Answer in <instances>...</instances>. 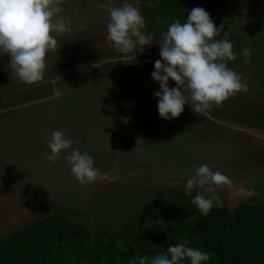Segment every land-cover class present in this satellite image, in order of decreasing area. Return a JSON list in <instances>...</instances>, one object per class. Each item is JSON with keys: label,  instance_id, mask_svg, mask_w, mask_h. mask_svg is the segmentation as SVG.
Masks as SVG:
<instances>
[{"label": "rangeland", "instance_id": "rangeland-1", "mask_svg": "<svg viewBox=\"0 0 264 264\" xmlns=\"http://www.w3.org/2000/svg\"><path fill=\"white\" fill-rule=\"evenodd\" d=\"M65 1L84 10L94 0ZM205 2L216 27L224 25L216 39L227 32L233 45L236 59L228 67L247 78L242 80L247 92L209 110L223 124L210 123L187 104L178 118L162 119L154 97L160 86L151 77L161 59L156 38L151 35L153 44L136 52L135 60L127 59L106 41L109 14L104 10L107 19L102 20L77 16L81 11L74 8L81 19L67 20L70 31L56 36L58 58L38 83H22L8 58L0 57V240L58 213L96 231H119L124 225L161 228L180 214L168 206L183 200L187 180L202 164L231 181L214 193L222 205L264 202V128L229 113L247 115L264 107V0H228L222 6ZM205 2L188 3L181 20ZM165 21L163 33L176 20ZM245 48L252 53L247 63ZM168 86L176 85L169 80ZM53 130L73 140L55 163L45 158ZM74 149L93 158L99 170L94 182L81 185L71 174L64 157ZM206 188L194 187L189 196L210 198Z\"/></svg>", "mask_w": 264, "mask_h": 264}, {"label": "clouds", "instance_id": "clouds-1", "mask_svg": "<svg viewBox=\"0 0 264 264\" xmlns=\"http://www.w3.org/2000/svg\"><path fill=\"white\" fill-rule=\"evenodd\" d=\"M63 0H0V57L8 58L9 67L22 83L34 84L43 80L49 53H57L60 43L57 35L70 31L65 19L60 15ZM158 3V0H157ZM139 0L133 5L128 0L116 6L114 0L99 7L109 14L106 25L108 44L130 60H135L136 52H143L145 46L153 44V37L145 34L146 21L139 8ZM149 8L156 7L151 0ZM224 25L216 27L210 14L202 7L192 8L184 23L173 21L159 45L158 59L154 63L151 77L159 83V91L154 93L158 99L159 116L164 120L178 118L187 104L195 114L203 116L213 106L220 107L229 98L240 92H247V84L240 73L228 67L227 62L236 59L233 45L227 38V32L221 36ZM55 34V35H54ZM134 53V55H128ZM246 58L251 51L242 50ZM97 68V63L93 65ZM169 80L175 87L168 86ZM73 144L64 133L53 130L47 142L50 154L45 158L55 163L61 152ZM65 160L70 165L73 177L81 184L92 183L99 175L94 160L88 153L74 149ZM192 178L186 182L185 191L191 195L194 187H205L210 198L197 193L191 203L205 216L222 201L214 193L218 188L231 183L220 171H213L209 165L202 164L194 170ZM159 223V221H157ZM170 257V258H169ZM190 264H202L210 260L209 253L183 244L169 246L167 253L149 257H137L138 264H180L185 259ZM129 264H137L136 260Z\"/></svg>", "mask_w": 264, "mask_h": 264}, {"label": "trees", "instance_id": "trees-1", "mask_svg": "<svg viewBox=\"0 0 264 264\" xmlns=\"http://www.w3.org/2000/svg\"><path fill=\"white\" fill-rule=\"evenodd\" d=\"M199 1L205 2L151 0L156 7L149 8V0H139L146 21L144 31L159 43L167 26L164 20L183 23L184 6ZM206 1L222 6L228 0ZM202 8L212 10L206 2ZM260 26L264 30V23ZM111 64L104 63L102 67ZM256 118L249 126L264 128V118ZM191 200L185 193L182 201L169 205L180 214L161 228L124 225L119 231H96L61 213L45 216L0 240V264H129L134 259L138 264V256L151 260L177 244L209 253L210 260L202 264H264V202L214 206L205 216ZM180 264H190V260L186 258Z\"/></svg>", "mask_w": 264, "mask_h": 264}, {"label": "flooded vegetation", "instance_id": "flooded-vegetation-1", "mask_svg": "<svg viewBox=\"0 0 264 264\" xmlns=\"http://www.w3.org/2000/svg\"><path fill=\"white\" fill-rule=\"evenodd\" d=\"M57 52H59V50ZM49 55L50 54H48V58H47V62H46L47 63V67H46V71H45L46 74L50 71V69L52 70L53 65H54V61L58 58V57H56L57 56V53H54L51 58H49ZM55 83H60V85L62 86L61 81H58V82L56 81ZM47 84H48L49 87H51V85H52V83H50V82H47ZM215 109H217V107L213 106L212 107V110H211V113ZM209 113L210 112L207 111L206 113L203 114L202 117H206L209 122L211 121V122H214L216 124H223L224 123V122H221L219 120L218 121L217 120H213V118L211 117V115ZM229 113L232 114V115H234V116L237 115L238 118H240V119H246L247 122H249V123L252 122L254 124L256 122V120H257V118H256L257 116H261L262 118H264V107L250 109V111H249V113L247 115H245L243 113H240V112H237V114H233L232 111H230ZM229 126L230 125L227 124V127H229ZM250 130H251V132L249 134L258 136L257 133H259V132L257 130H252V129H250ZM240 131L246 132V129H242Z\"/></svg>", "mask_w": 264, "mask_h": 264}, {"label": "crops", "instance_id": "crops-1", "mask_svg": "<svg viewBox=\"0 0 264 264\" xmlns=\"http://www.w3.org/2000/svg\"><path fill=\"white\" fill-rule=\"evenodd\" d=\"M64 1L65 0H63V3L61 5V13H60V15L65 19L66 22H68L67 20H69V21H70V19L72 20V18H79L77 16H80L81 17V15L83 13H85V14H87L89 16H92L93 18L99 16L102 20L103 19H107V17H104L103 15H101L102 9L99 7V5L101 3L107 4L108 0H94V1H91V4H85L86 5L85 8H91L92 7L93 8L92 11L91 10H88V9H85V8H84V10H82L80 8V6L78 4H76V3H75V5L71 4L73 7H68V6H70L69 4H67V3H69V1H65L66 3ZM75 1L76 0H73V1L71 0L72 3H74ZM114 3L116 5H118V0H114ZM74 8H78L81 11L79 14H77V16L75 14L76 12H74ZM104 13H105V16H106L107 11L104 10ZM79 19H81V18H79ZM100 29L102 30V27H100ZM44 74H46V73H44Z\"/></svg>", "mask_w": 264, "mask_h": 264}]
</instances>
